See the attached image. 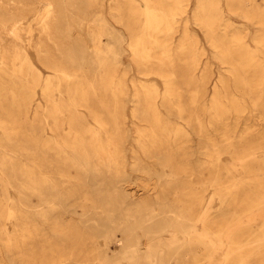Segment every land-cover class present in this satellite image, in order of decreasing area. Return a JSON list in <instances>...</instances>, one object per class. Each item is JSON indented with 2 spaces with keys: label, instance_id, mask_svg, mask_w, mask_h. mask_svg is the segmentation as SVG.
<instances>
[{
  "label": "rangeland",
  "instance_id": "rangeland-1",
  "mask_svg": "<svg viewBox=\"0 0 264 264\" xmlns=\"http://www.w3.org/2000/svg\"><path fill=\"white\" fill-rule=\"evenodd\" d=\"M184 2L186 11L176 14L178 28L167 38L175 53L173 69L180 92L167 97L164 77L144 72L132 55V37L147 19L133 12L130 3L0 0V80H6L0 89V116L6 120V126L0 124V209L6 210L0 219V264H195L196 258L200 264H239L232 261L238 255H228L234 236L241 234L245 243L250 231L263 230L264 202L248 209L264 194L263 73L256 66L237 69L223 58L221 47L213 44L195 16L199 0ZM136 3L142 9L147 5L146 0ZM241 3L249 14L240 9ZM221 4L230 22L228 34L237 29L264 65V39L258 38L263 24L254 15L264 13V0H222ZM186 28L197 40L195 56L190 49L176 53ZM99 29L104 46L118 52L116 64L114 57L104 64L99 61L95 37ZM194 57L199 60L196 69ZM6 60L17 63L11 66L15 73L4 70ZM113 73L125 83L119 93L105 84ZM37 74L43 79L34 85ZM48 77L54 99L43 89ZM12 81L21 84L18 97ZM135 81L157 83L161 90L156 97L161 124L156 142H148L147 147L136 140L134 120L151 124L154 112L142 107L140 118L133 116ZM215 84L224 93L220 101L214 100ZM83 90L88 91V102L80 104L81 115L71 119V102ZM90 106L108 121L104 138L113 136L121 147L124 170L99 163L94 156L88 160L68 145L65 151L55 141H48L43 149L49 135L57 136L50 126L43 131V111L48 121L59 116L61 133L71 138L72 129L83 130L89 122L99 125ZM179 125L189 134L171 137ZM250 156L255 159L249 160ZM38 166L47 171L46 182L33 179L27 171ZM248 166L263 178H248ZM247 193L252 197L243 200ZM43 196L51 197L55 205L48 209L51 218L46 223L37 213ZM181 208L200 211L202 217L209 212L207 217L216 219L214 226L223 225L222 238L215 230H206L200 220L192 226L197 235L191 241L185 230L191 223L182 225L172 218L170 210ZM36 224L46 234L41 235L44 230ZM5 230L15 236L11 245ZM243 251L250 254L246 264H264V242Z\"/></svg>",
  "mask_w": 264,
  "mask_h": 264
},
{
  "label": "bare ground",
  "instance_id": "bare-ground-1",
  "mask_svg": "<svg viewBox=\"0 0 264 264\" xmlns=\"http://www.w3.org/2000/svg\"><path fill=\"white\" fill-rule=\"evenodd\" d=\"M184 1L185 0H146L147 5L145 8L142 9L141 6L138 3H136V0H124V3H130L129 5H133L132 8L133 12L135 13L140 12L146 15V19H147L145 25H142L140 29H137L132 37V41L130 42L131 46L133 47L132 55L144 72H146L147 74H150L152 72H157L164 77L167 88L163 92V95L167 97H171L172 93H175L177 91L180 92V90H178V87L175 84L176 71L173 69L175 63V53L172 52L170 42H168L167 38L170 36V34L173 31L177 30L178 28L177 25L178 18L176 14L180 12L183 13L186 11V6L188 5V3H185ZM221 2L222 0H199V9L195 11L196 18L199 21H201V23L204 24L206 30L210 33V38L213 41V44L215 46L221 47L220 55L223 58L235 63L236 65L235 67L237 69L240 68L246 70V68H250L252 66H256L257 68H260L261 72L263 73L260 82L264 84V65L261 63V60L259 59L257 53L252 49H249L246 46V44L242 41L237 29L233 28L232 29L233 33L228 34V26H230V22L228 21V19L225 18L223 14ZM239 7L244 13L249 14L246 10V4L241 3ZM258 10L262 11V7L259 6ZM262 12L258 14L251 13L254 14L255 16L258 15V21L262 22L263 24V27L261 28V31L263 32L258 35V38H260L261 40L264 39V13ZM152 25L154 26L149 27ZM101 31L102 30L99 29L96 32V36H95L97 41L96 45H97V53L99 55V61L101 64H104L106 62V58L114 57L115 61L113 62L116 64L118 62V58H117L118 52L114 49V47L104 46V44L102 43V39L100 38ZM196 45H197V40L195 38H192L188 34V28H186L185 35L181 38V40L177 45L176 53L182 52L186 49H190L192 54L195 56V52L197 51ZM246 47H247V52H246ZM17 57H21V56L17 54ZM198 64H199V60L196 57H194L193 58L194 69H196L199 66ZM13 65H17V63L14 61L13 63L7 62L6 60V63L3 66V68L5 71H7V73L10 74L15 73L11 68V66ZM56 68L60 69L59 67ZM16 69L19 68L15 66V70ZM115 74L116 73H113L111 74V76L109 74L105 84L107 89H112L115 93H119L125 89V83L121 78L115 79L114 77ZM193 76L197 78L196 74H194ZM202 77H204V75ZM42 79L43 77L40 74H37V76L33 75L34 85L41 83ZM244 79L247 80L248 79L247 76H244ZM12 82L14 83L13 94L14 96L18 97L20 94V90L17 87L21 84L18 81H12ZM5 83L6 80L2 78L0 80V89L3 87V84L5 85ZM90 85L94 86V83ZM135 87H136L135 89L136 103L132 109L133 116L136 119L140 118L139 112L142 110V107H145L144 110L146 111L154 112L152 116L150 115L151 119L153 118L152 119L153 122L151 124H140L139 121L134 120V126L136 131L138 132V137L136 140L139 144H141L142 147H147L148 142L150 141L156 142L157 140L156 137L158 135L157 128L161 124L160 115L156 114V111L158 110L156 97L161 93V90L159 89L157 83L148 84L144 81L141 82L135 81ZM43 89L48 94V96L51 97L49 99H54L53 98L54 93L52 92L53 86L50 77H48L45 81H43ZM76 92L77 93L79 92V90H77V86H76ZM80 94H81L80 96L75 95L74 100L71 102V107H70V109L72 110L71 119L73 117H78V115H81V113L78 112V106L80 104H84L85 102H88L89 99L88 91L83 90ZM223 94L224 93L221 90L220 86L218 84H215L216 96L214 100L220 101L219 97H222ZM38 106L40 108L45 109V105L41 103H39ZM59 108L64 110V108L62 107ZM90 109L92 110L93 112L92 114L94 118L98 121L99 125H95L94 123L89 122L84 124L83 130L72 129L73 134L71 135V138H68L64 136L63 133H61V128L63 127V120H61L59 116L54 115V120L48 121V119L46 120L48 114L43 111V116L45 117L42 118L43 131L45 132L46 128L50 126L51 128L54 129V131L57 132V136L49 135L48 139H45L43 149L46 147V145H49L47 143L48 141L49 142L55 141L58 144H60L61 145L60 147L65 151L67 150L66 146L68 145L73 149L77 150L79 153H81V156L85 157L88 160H90V158L94 156L99 161V163H105L108 164V166H115L118 170H124L125 166L121 158L122 156L121 147L119 146V144H116L113 136L108 137V139L104 138L105 132L108 131L107 129L108 121L94 107L90 106ZM179 109L184 110V107L180 106ZM217 109L225 110V107L217 106ZM228 109L231 110V108ZM237 109L239 110L240 108L237 107ZM26 111L28 113L29 108H26ZM35 111L37 113L39 109ZM123 116L124 118H127L126 114H124ZM220 117H223V115H220ZM0 124L6 126V120L1 116H0ZM200 125H202V122H200ZM72 126L73 124L71 123V127ZM59 134L62 136H59ZM188 134L189 132L183 127V125L182 126L179 125L175 130V132L171 134L172 135L171 137H174V135H176L175 138L178 139L177 136L181 138L183 135H188ZM85 142L87 144L86 146H84ZM248 151L250 150H247L245 153H247ZM254 159L255 158L252 156L249 157V160L251 161H253ZM120 166L123 168H121ZM27 171L30 174V176L37 181L46 182L49 178L46 177L47 171L43 170L39 166L37 167L36 170L33 169L32 171L30 170ZM246 171L248 178L251 177L254 178L255 180L256 178L259 177L263 178L260 176L258 171H256V169L251 166H248V169ZM250 189H255V187L250 186ZM251 191L254 190H250L249 192ZM143 196L144 195L142 193L139 196V198H142ZM248 197L251 198L252 196L249 193H247V196L246 195L243 196V200L248 199ZM42 200L44 202H42V206L39 207V209H37V213L43 216L44 223H46L45 219L49 220L51 218L48 209L55 205L49 201L51 200V197L43 196ZM263 202H264V194L256 198L252 205L249 204L250 206L248 207V209H252L253 207ZM30 206H38V205L32 204ZM170 211L173 212L172 218L173 219L175 218V220H177L182 225L186 221H189L192 224V225L190 224L191 228H189L190 225L185 226V230L189 234H191V239H190L191 241H193V239H195V236L197 235L192 233L191 231L192 226L195 223L197 224L198 221L200 220L204 221L206 230H215V232H217L219 237L222 238L223 225L219 224L218 227L214 226L213 222L216 219L213 220L211 217H207L209 214L208 210H207L208 214L206 215V217H202L200 211H198L196 214L192 211L189 212L185 208H181L180 210L171 209ZM23 212L27 213L28 215H31L33 213V211L31 210H26ZM204 213H206L205 210ZM5 214H6V210L0 209V219L3 218ZM39 228L40 229L42 228L44 230L43 232H40L41 235L46 234L47 231L45 230V228L38 226V229ZM5 234L8 235V245L13 244L15 236L13 237V234H9L6 230H5ZM240 235L241 234H237L232 239V242L230 244V250L228 251V255L229 256L238 255L239 257L232 259V261L234 263L238 261L239 264H244V263L246 264L247 262H249V260L246 258V255L249 256L250 254L248 252L247 253L244 252L243 250L248 247L252 248L259 246L261 243L264 242V228L261 232H255L254 230L250 231L251 238L245 243L242 242ZM110 242L113 243V241ZM96 247H98V245ZM261 260L264 261V258H262ZM29 261L30 260H27V262ZM200 262L201 259L196 258L193 263L200 264ZM99 263L101 262L99 261Z\"/></svg>",
  "mask_w": 264,
  "mask_h": 264
}]
</instances>
